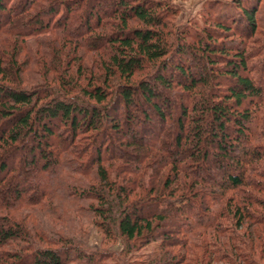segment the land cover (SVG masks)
Here are the masks:
<instances>
[{
    "label": "trees",
    "instance_id": "16d2710c",
    "mask_svg": "<svg viewBox=\"0 0 264 264\" xmlns=\"http://www.w3.org/2000/svg\"><path fill=\"white\" fill-rule=\"evenodd\" d=\"M174 1L0 0V264H264L262 0Z\"/></svg>",
    "mask_w": 264,
    "mask_h": 264
},
{
    "label": "rangeland",
    "instance_id": "374dc122",
    "mask_svg": "<svg viewBox=\"0 0 264 264\" xmlns=\"http://www.w3.org/2000/svg\"><path fill=\"white\" fill-rule=\"evenodd\" d=\"M212 0H175L174 4L177 6V20L181 23L187 24L189 27H192L193 29L196 28L197 24H205L207 19L205 18V15H208L210 13L215 12L214 9H208V2H211ZM263 6H264V0H262ZM263 6L261 8V12L259 13L261 16V20L264 17V10ZM261 31L264 32V25L261 26ZM33 45V43H32ZM34 47V46H33ZM22 55H24V51L21 52ZM40 55L39 52L34 55V59H37V57ZM27 56V54L25 55ZM29 59V64L31 67H35L33 65L34 60L32 59L31 54L27 56ZM199 66V65H198ZM37 78L40 77L39 74H37ZM239 235H242L243 232L240 231ZM100 234L96 231V229L92 228L90 230L89 236H88V243L89 245H97L100 243ZM115 248H119V245L114 246Z\"/></svg>",
    "mask_w": 264,
    "mask_h": 264
}]
</instances>
